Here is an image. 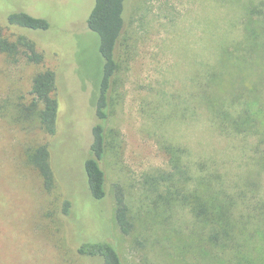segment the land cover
I'll use <instances>...</instances> for the list:
<instances>
[{
	"label": "rangeland",
	"instance_id": "374dc122",
	"mask_svg": "<svg viewBox=\"0 0 264 264\" xmlns=\"http://www.w3.org/2000/svg\"><path fill=\"white\" fill-rule=\"evenodd\" d=\"M246 1L128 0L121 70L112 93L116 106L109 122L119 132L123 150L120 157L106 158L109 194L95 204L85 194L83 169L95 123L93 81L103 66L99 36L87 26L95 0H0L2 24L18 12L50 23L47 31L7 30L33 40L44 56L41 64L25 57L12 62L0 53V264H102L79 255L78 247L89 237L106 240L110 234L124 264H170L163 252L166 244H157L163 238L160 230H153V236L143 233L150 241L142 237L144 247L120 233L112 189L121 184L136 202L142 176L168 169L160 148L167 140L187 147L192 163L215 162L232 176L247 169L254 139L222 135L190 97L197 90L200 62L214 60V44L225 35L240 37ZM45 70L58 77L54 136L28 133L8 121L18 103L31 99L32 80ZM35 143L53 146L57 186L51 193L25 162L26 148ZM66 198L73 203L68 216L60 211ZM189 219L187 212L178 215L180 224Z\"/></svg>",
	"mask_w": 264,
	"mask_h": 264
},
{
	"label": "trees",
	"instance_id": "16d2710c",
	"mask_svg": "<svg viewBox=\"0 0 264 264\" xmlns=\"http://www.w3.org/2000/svg\"><path fill=\"white\" fill-rule=\"evenodd\" d=\"M246 2L239 20L240 37L225 35L214 44V60L200 62L194 79L197 90L190 97L198 101L203 114L222 135L254 139L247 169L232 176L215 162L192 163L187 147L167 140L160 148L168 169L142 176L136 202L121 184L112 189L114 221L120 233L144 247L140 239L150 241L143 233L153 236V230H160L163 238L157 244H166L163 252L170 264H264V0ZM127 5L128 0H95L87 19L89 30L99 36L103 59L99 77L93 81L90 103L95 123L83 162L84 191L95 204L109 194L103 166L106 158L110 154L120 157L123 150L120 134L109 127V122L116 106L112 93L121 70L119 48L127 28ZM12 28L47 31L50 23L25 12L9 14L0 23V53L12 62L25 57L30 63L41 64L44 56L36 43L24 34L10 35L7 30ZM57 82L52 70L36 74L31 99L18 103L8 121L28 133L54 136L60 112ZM52 152L53 146L47 143H35L25 151L26 165L37 172L49 193L57 186ZM72 205L63 199L61 213L73 214ZM181 212H187L190 219L180 224ZM106 232L109 234L107 228ZM78 254L99 259L102 264H124L111 234L106 240L94 236L85 239Z\"/></svg>",
	"mask_w": 264,
	"mask_h": 264
}]
</instances>
